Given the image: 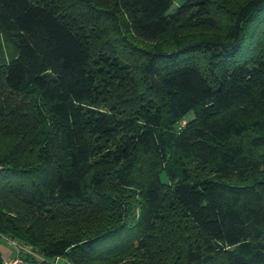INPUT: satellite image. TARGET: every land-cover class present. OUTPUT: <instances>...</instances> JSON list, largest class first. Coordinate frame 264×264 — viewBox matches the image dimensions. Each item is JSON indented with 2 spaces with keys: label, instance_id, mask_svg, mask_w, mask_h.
<instances>
[{
  "label": "trees",
  "instance_id": "16d2710c",
  "mask_svg": "<svg viewBox=\"0 0 264 264\" xmlns=\"http://www.w3.org/2000/svg\"><path fill=\"white\" fill-rule=\"evenodd\" d=\"M61 1L0 0V236L264 264V0Z\"/></svg>",
  "mask_w": 264,
  "mask_h": 264
},
{
  "label": "rangeland",
  "instance_id": "374dc122",
  "mask_svg": "<svg viewBox=\"0 0 264 264\" xmlns=\"http://www.w3.org/2000/svg\"><path fill=\"white\" fill-rule=\"evenodd\" d=\"M184 1L185 0H172V5L169 8V11L175 10L176 7ZM232 1L238 2V0H232ZM79 5L80 4L77 0H62L61 1V6H62L61 8H64L65 10H73L72 12L75 14H80V12L78 10L83 11V8L80 9ZM217 21H218V25H219L218 28H220V26L226 25V20L224 19L223 15H222V17H221V15H219V16L217 15ZM189 29H193V28L191 27ZM103 39H101V40H103ZM129 54H131L129 56V59L131 58V56L135 55V53H129ZM133 58H135V57H133ZM31 97H32V95H27V99H30ZM21 100H22V98H21ZM19 106H20V109H22V111L26 112L28 115L32 112H33V114L35 113L33 110H30L31 106L26 107V109L24 108L25 107L24 103H20ZM23 108L25 110H23ZM4 137H6V136H4L3 134H0V143L2 145L7 144V139ZM0 249H1L2 253L4 254L5 264H6V262L8 263L9 260L15 258V256H16V258H21L22 256H20L19 254H22L25 257H22L20 259L21 261L18 264H47V263H49V264H72L70 261H68L67 259L62 258V257H55L53 259H46L42 254H40L38 251H36V249H34L31 245L24 244L22 242H17V241H16V244H13L4 235H1V237H0ZM47 260H50V261L48 262ZM28 261H30V262H28Z\"/></svg>",
  "mask_w": 264,
  "mask_h": 264
},
{
  "label": "built area",
  "instance_id": "2783aa9c",
  "mask_svg": "<svg viewBox=\"0 0 264 264\" xmlns=\"http://www.w3.org/2000/svg\"><path fill=\"white\" fill-rule=\"evenodd\" d=\"M9 240H10V242L11 243H13V244H16V240H14V239H10V238H8ZM21 258H13V259H11V260H9V262L7 263L6 262V264H18L21 260H20ZM47 264H49V263H47Z\"/></svg>",
  "mask_w": 264,
  "mask_h": 264
},
{
  "label": "crops",
  "instance_id": "0c3cea01",
  "mask_svg": "<svg viewBox=\"0 0 264 264\" xmlns=\"http://www.w3.org/2000/svg\"><path fill=\"white\" fill-rule=\"evenodd\" d=\"M1 237V236H0ZM14 255V254H13ZM10 256V255H9ZM29 262V261H28ZM27 263V262H26Z\"/></svg>",
  "mask_w": 264,
  "mask_h": 264
}]
</instances>
